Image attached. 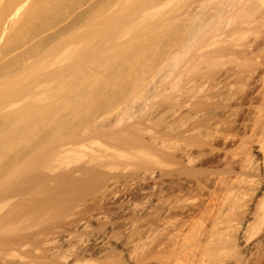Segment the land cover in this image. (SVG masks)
I'll return each instance as SVG.
<instances>
[{"label": "bare ground", "instance_id": "1", "mask_svg": "<svg viewBox=\"0 0 264 264\" xmlns=\"http://www.w3.org/2000/svg\"><path fill=\"white\" fill-rule=\"evenodd\" d=\"M77 1L0 0V264H264V0Z\"/></svg>", "mask_w": 264, "mask_h": 264}, {"label": "rangeland", "instance_id": "2", "mask_svg": "<svg viewBox=\"0 0 264 264\" xmlns=\"http://www.w3.org/2000/svg\"><path fill=\"white\" fill-rule=\"evenodd\" d=\"M77 1V0H76ZM78 2V1H77ZM73 6V5H72ZM69 10V9H68ZM101 216V215H100ZM92 217V216H91ZM91 221H93L94 223H95V219H93V218H91ZM80 224H78V229H81L82 228V223H83V220L82 221H80L79 222ZM79 225H81V226H79ZM77 227L75 228V229H77ZM61 235V234H60ZM56 239H58V241L54 244V245H61L63 248H66L67 247V245H68V243H69V241H71V242H74V240L67 234V232H65V233H62V236L60 237H58V238H56ZM66 244V245H65ZM64 245V246H63Z\"/></svg>", "mask_w": 264, "mask_h": 264}]
</instances>
